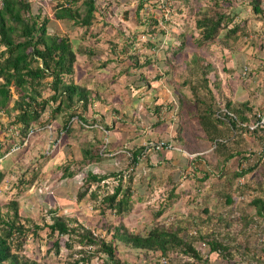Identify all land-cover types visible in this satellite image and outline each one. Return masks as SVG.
Segmentation results:
<instances>
[{"label": "rangeland", "instance_id": "374dc122", "mask_svg": "<svg viewBox=\"0 0 264 264\" xmlns=\"http://www.w3.org/2000/svg\"><path fill=\"white\" fill-rule=\"evenodd\" d=\"M29 1L30 13L39 16L38 21L48 19L49 33L75 41L76 50L94 48L95 57L88 52L76 55L72 75L75 83L90 87L93 104L85 112L80 111V103L72 105L77 120L70 124L72 117L66 118L70 108L52 118L46 107L31 124L39 127L40 122L48 120L50 131L35 133L23 141L13 136L20 123H15L13 100L17 94L10 86L11 98L5 108H0V215L11 214V203L16 202L18 221L26 227L32 222L50 223L52 215L57 214L75 219L106 240L111 239L115 226L138 234L155 226L180 229L186 237L207 235L196 243L209 264H264V222L251 203L263 188L247 182L251 173L233 175L234 170L253 165L258 172L262 153L237 147L242 139L239 134L232 135L220 125L222 135L216 140L226 139L225 150L235 146L244 153V160L235 157L225 164L226 169L218 167L215 141L200 142L198 103L191 91L192 86L199 85L209 64L207 89H198L204 100L211 98L210 89L219 106L233 94L247 98L246 92L251 96L262 93L264 103V64L255 62L264 53V10L254 13L250 0H220V7L211 0H98L92 25L86 28L68 19H55L54 1ZM260 5L264 8V0ZM76 6L82 11L81 0ZM218 10L230 13L233 20L219 30L218 36L204 42L195 21L202 13L212 15ZM234 25L238 29L226 35ZM166 41L174 46L173 51ZM250 48L255 52L250 54ZM238 82L246 89L235 88ZM43 95L47 97L49 90ZM259 107L263 110L264 104L254 108V119ZM89 119L97 128L82 126ZM249 123L248 118L244 131L253 132ZM161 140L172 143L175 149L143 150L137 164L131 163L132 151L149 141ZM83 149L90 150V156L84 158ZM88 172L106 178L98 187L93 183L88 189L84 179ZM120 177L123 183L132 177V197L129 210L117 214L101 199ZM78 191L86 194L78 199ZM91 191L95 193L93 198ZM226 194L231 203H227ZM102 207H106L104 213ZM38 233L28 231L20 255L40 264H65L77 257L71 256L72 250L63 243L58 253L51 248L48 251L47 241L55 236L49 237L45 227ZM211 237L229 246L231 256L227 260L217 253H206L203 241ZM113 244L119 264L197 263L177 252L162 256L159 251L144 253L120 241ZM79 248L74 245V249ZM102 255H94L90 264H101Z\"/></svg>", "mask_w": 264, "mask_h": 264}, {"label": "trees", "instance_id": "16d2710c", "mask_svg": "<svg viewBox=\"0 0 264 264\" xmlns=\"http://www.w3.org/2000/svg\"><path fill=\"white\" fill-rule=\"evenodd\" d=\"M51 1L56 2V9L54 10L55 19H68L86 28L92 25L94 13L98 9L99 4L98 0H81L83 5L81 11L76 6L79 0H65L64 3H57L56 0ZM211 1L213 5L220 7V0ZM250 2L252 3L254 13L263 12L264 8L263 6L261 7L260 0H250ZM141 4L138 5L137 10L141 8ZM30 11L29 0H1L0 45L3 47V50L0 51V78L2 79V82H0V108L6 107L7 102L11 98L10 86H13V90L17 94L16 99L13 100V108L17 110L15 123H20V126L17 127L18 130L14 131L13 136L18 135L23 141L25 138L29 139L35 133L50 131L51 125L47 123L48 120L38 122L41 124L39 127L31 124L32 121L39 119L40 113L46 107L49 108L52 118L56 117L59 113L61 114L65 109L70 108L66 118H70V116L73 118V112H76L74 111L76 107L73 110L72 105L77 106V103H80L81 112H85L89 106H92L93 103H90L89 98L90 87H84V85L75 83L72 80V75L76 71L75 62L77 54L87 55L88 52L92 54L91 56H96L94 48H78L76 50L73 47L75 41H70L66 36H60L57 33H49L47 31L48 19L44 18L42 21H38L39 16H34ZM124 16L126 18L127 15ZM232 20L233 15L231 16L230 13L218 10L212 15H207L206 12L202 13V16L196 19L195 25L202 40L206 42L218 36L219 30L225 28ZM237 29L238 26L234 25L227 30L226 35L233 34ZM166 42H168V48L173 51L174 46L170 45L169 41ZM209 68L210 65L208 64L202 72V79L198 83L199 85L192 86L191 91L194 94V101L198 103L196 114L200 131L199 135L202 137L200 142L215 141L214 152L218 156V167L222 168L224 166V169H226L225 164L230 159L242 157L238 161L244 160V153L235 150L233 147L225 150L226 139L216 140L217 137L220 138V135H222L220 125H225L231 134L235 130L242 132L247 128L237 126L236 119L221 112V108L224 107L233 112L242 123L247 122L248 118H252L253 120L254 117L251 107H247V102H244L241 108V106H235L234 103H231L227 99L224 105L219 106L213 98L210 89H208L211 97L209 100H204L198 95L200 87L204 86L207 89L205 74ZM47 78L51 80L45 81ZM46 89L49 90L47 97L43 95ZM189 102L191 104L190 100ZM261 110V107L257 108V111ZM80 111L78 114H80ZM219 112L220 114H218ZM247 112L251 114L250 117L243 115ZM252 120H249V122ZM86 121L88 123H84V125L87 128H97L94 126V120L89 119ZM66 123L67 121L65 120L64 128L66 127ZM171 140L173 141V138ZM260 143L264 145V136ZM143 150L144 146H141L132 151L131 163L133 165L137 164ZM158 150L162 151L166 149L160 148ZM82 155L84 158L90 156V150L83 149ZM239 165L241 166V163ZM254 168L255 165L234 170L233 175L234 177H242L251 173ZM67 175L72 176V173L67 172ZM2 177L3 174L0 171V182ZM105 178L91 172H88L84 177L88 189L93 183L98 187L100 182ZM131 183L132 177H128L126 183H123L122 177L118 178L117 184L102 197L101 201L106 203L107 207L117 214L128 211L132 197ZM85 191H78V199L86 194ZM90 196L92 198L95 197V193H90ZM226 199L227 203L232 202L228 194H226ZM251 203L256 207V214L261 216L264 222V200L258 197L252 199ZM11 204L13 212L11 214L6 213L3 216L0 215V222L2 224L0 226V264H40L34 259L20 255L18 251L22 248L23 242L28 236V231L38 236V231L44 227L49 237L55 236L53 240L47 241L50 246L48 251L51 248L55 253H58L63 243L64 247L72 250L71 256L77 255V257L71 258L65 264H90L91 258L94 255L101 254L104 255L100 257L101 264H108V262L119 264V259L115 256L114 241L123 242L125 245L144 253L159 251L162 256H166L170 252H177L192 258L194 262H197L196 264H209L207 256L203 257V253L196 243L198 239H206L207 235L198 234L194 237H186L183 232L180 233V229H165L158 226L150 228L144 234H138L129 232L123 226H115L111 233V239L106 240L93 233L91 229L85 227L75 219L74 221H70L57 214L52 215L50 223L40 225L32 222L29 227H26L18 221L19 214L17 213L16 202H12ZM105 208H101L103 213ZM262 231L264 232V223ZM75 244L79 245L80 248L74 249ZM203 244L207 245V254L217 253L225 260L231 256L229 246L221 243L214 237L203 241ZM229 254L230 256L228 257Z\"/></svg>", "mask_w": 264, "mask_h": 264}, {"label": "crops", "instance_id": "0c3cea01", "mask_svg": "<svg viewBox=\"0 0 264 264\" xmlns=\"http://www.w3.org/2000/svg\"><path fill=\"white\" fill-rule=\"evenodd\" d=\"M252 49L253 48L249 49L250 54L255 52V50H252ZM245 52H247V50ZM253 56H254V54H253ZM237 57H245V56H244V54H242V55L238 54ZM257 61H260L264 64V53L261 55V57L258 60H255V62H257ZM235 86H236L235 88L238 89L239 86L243 87L244 85H241V83L238 82V83H235ZM243 88H245V87H243ZM250 94L248 92H246V96H248L247 98L235 97L236 94H233V97L228 98V99L231 101V103H234L235 106H238V107L241 106V108L243 107L242 104L244 102H247V107L248 106L251 107V112H253V110H254V108H256V106L264 104V103H262L263 96H262V93H260V92H259L258 96L257 95L251 96ZM243 115H245L246 117H250L251 114L249 112H247ZM249 120H252V118H249ZM236 134H239L237 136H240V138H242L241 139V145H239L237 147H241V149H248L249 152L257 151L258 153L259 152L262 153V158H261L262 160H261L260 169L257 172L256 168H254V170L251 171V174L248 176L249 180H247V182L251 183L253 186H257V185L261 184V187L263 188V190L262 191L260 190L258 196H259V198L264 200V150H263L264 145L262 143H260V141H261L260 134H262L264 136V128L263 129H258V128L254 129L253 132H246L244 130L242 132L241 131L237 132L235 130L232 133V135H236ZM234 149L236 150L235 146H234ZM241 166H243V165L241 164ZM225 184L228 185V181H226ZM252 212H254V210ZM257 217L261 218V216H257ZM261 259L264 260V256H261Z\"/></svg>", "mask_w": 264, "mask_h": 264}, {"label": "built area", "instance_id": "2783aa9c", "mask_svg": "<svg viewBox=\"0 0 264 264\" xmlns=\"http://www.w3.org/2000/svg\"><path fill=\"white\" fill-rule=\"evenodd\" d=\"M221 112H224L230 116H232L234 119H236L237 122V126L240 127H245V123H242L241 121H239L238 117L231 111L227 110L226 108H221L220 110ZM220 114V112L218 113ZM77 120V117H73L71 119V122L73 123L74 120ZM82 126H85L84 123H81ZM248 128L251 130H254L256 128H264V108L261 111H257L255 114V119L253 118V120L249 123ZM29 136V134H28ZM25 140H28V138H25ZM147 145L144 146V150L147 149H160V148H164L168 151H173L175 149V146L172 143H169L167 141H157V142H151L149 141L148 143H146ZM19 145H17V149H18Z\"/></svg>", "mask_w": 264, "mask_h": 264}, {"label": "clouds", "instance_id": "9594fccd", "mask_svg": "<svg viewBox=\"0 0 264 264\" xmlns=\"http://www.w3.org/2000/svg\"><path fill=\"white\" fill-rule=\"evenodd\" d=\"M71 119H72V118H71ZM74 122H76V121H74ZM74 122H73V123H74ZM70 123H71V120L69 121V124H70ZM94 126H97V125L95 124Z\"/></svg>", "mask_w": 264, "mask_h": 264}]
</instances>
